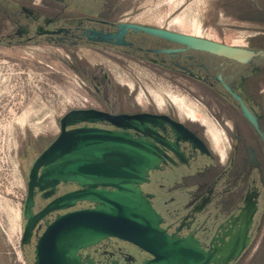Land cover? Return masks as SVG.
Returning a JSON list of instances; mask_svg holds the SVG:
<instances>
[{
  "label": "flooded vegetation",
  "instance_id": "af4514ba",
  "mask_svg": "<svg viewBox=\"0 0 264 264\" xmlns=\"http://www.w3.org/2000/svg\"><path fill=\"white\" fill-rule=\"evenodd\" d=\"M125 1L0 0V49L45 44L68 53L83 45L111 51L151 67L186 93L153 98L102 68L100 78H92L87 104L74 109L92 110L98 119L74 128L125 133L152 145L154 166L139 187L156 223L154 228L141 217L136 240L109 236L78 254L91 264H144L166 258L159 250L172 245L184 247L178 256L195 262L264 264V37L248 36L245 45L217 41L252 52L243 62L139 30H126L121 44L105 41L124 23L168 29L131 20L136 9L128 13ZM80 190L76 182H60L45 198L50 189L35 187L32 211ZM94 205L78 200L68 210ZM68 210L45 216L38 233L44 222ZM33 243L34 237L27 246Z\"/></svg>",
  "mask_w": 264,
  "mask_h": 264
},
{
  "label": "rangeland",
  "instance_id": "374dc122",
  "mask_svg": "<svg viewBox=\"0 0 264 264\" xmlns=\"http://www.w3.org/2000/svg\"><path fill=\"white\" fill-rule=\"evenodd\" d=\"M131 20L245 45L264 37V0H126ZM262 40V39H261ZM88 46L72 53L54 46L0 49V264H33V246L21 247L25 179L36 156L57 136L59 120L86 105L99 68L111 79L137 84L153 98L186 93L151 67ZM116 84V83H115ZM141 93V92H140Z\"/></svg>",
  "mask_w": 264,
  "mask_h": 264
},
{
  "label": "water",
  "instance_id": "95a60500",
  "mask_svg": "<svg viewBox=\"0 0 264 264\" xmlns=\"http://www.w3.org/2000/svg\"><path fill=\"white\" fill-rule=\"evenodd\" d=\"M128 29L238 62L252 55L243 48L137 24H119L117 31L104 40L112 42L116 39L113 42L121 44V35ZM244 113L249 116L245 109ZM97 119V113L92 110L71 109L66 112L59 120V134L36 157L30 168L28 193L22 207L24 224L20 244L22 248L30 245L34 237L33 264H91L86 259L82 260L78 254L80 249L109 236L136 240L133 232L145 222L142 218L155 228V216L142 198L139 187L154 166L152 145L125 133L86 126L74 128L78 123ZM60 182H76L81 190L50 200L42 211L34 214L33 189H50L43 195L49 198ZM78 200L93 202L94 208L68 210ZM65 210L68 211L44 222L43 230L38 233L40 220L52 212ZM180 248L184 247L161 246L159 254L166 258L144 264H209L181 258L178 256Z\"/></svg>",
  "mask_w": 264,
  "mask_h": 264
},
{
  "label": "built area",
  "instance_id": "2783aa9c",
  "mask_svg": "<svg viewBox=\"0 0 264 264\" xmlns=\"http://www.w3.org/2000/svg\"><path fill=\"white\" fill-rule=\"evenodd\" d=\"M21 245V244H20Z\"/></svg>",
  "mask_w": 264,
  "mask_h": 264
}]
</instances>
